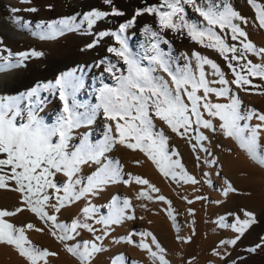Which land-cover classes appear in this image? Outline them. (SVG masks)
I'll return each instance as SVG.
<instances>
[{"label":"snow or ice","instance_id":"1","mask_svg":"<svg viewBox=\"0 0 264 264\" xmlns=\"http://www.w3.org/2000/svg\"><path fill=\"white\" fill-rule=\"evenodd\" d=\"M24 2L28 3L30 0ZM111 2L112 0H106V3ZM248 3L257 10L258 26L264 29V4H257L256 0H248ZM185 6L194 9L201 18L200 23L190 22L186 18ZM144 13L158 18L159 30L145 26L144 32L150 36L151 43L145 48L144 54L139 55L129 49L123 33L131 27L137 16ZM112 14L124 15L116 9H113ZM105 15L106 13L94 11L84 19L91 28ZM237 20L242 24L248 23L246 17L233 9L229 0H161L159 5L137 9L132 20L121 24L118 32L98 34L100 38L107 35L115 37L120 47H109L107 50L121 58L126 66L122 70L117 63L107 62L105 71L114 83L108 84L101 80V86L97 90L98 103H77L75 95L83 84L82 79L75 75V71L61 74L54 85L43 86L45 89L56 88L60 100L63 101L62 113L54 124L45 123L38 114L41 103L39 86L20 96L0 95V189L19 192L23 205L14 211L0 210V243L14 246L21 256L28 259L29 264H48V257L58 255L31 245L25 235V229L38 232H43L44 229L36 228L31 223L16 226L5 219L27 209L49 226L51 235L65 243L66 250L77 257L80 264H91L94 257L105 250L99 242L109 235L107 230L124 221L135 220L136 216L129 199L121 201L118 197H113L107 215H100V209L91 204L89 197L98 195L107 185H130L134 182L145 186L137 198L166 201L163 195H150L159 193V189L147 179L124 173L120 162L109 157L108 154L117 145L143 152L165 177L177 183H200L187 173L178 158L179 153L175 150L169 151L168 137L162 129H157L154 123L157 119L167 125L173 133L187 139L194 152L203 151L212 156L210 150L204 146L209 137L202 129H207L211 133H221L224 137L234 140L253 161L264 166V143L261 142L264 113L255 109L243 111L242 101L233 93L231 87L235 85L236 88L248 91L246 86L252 85L250 77L264 80V63L254 64L247 56L251 53L264 60V48H257L248 39V33L235 22ZM74 21L73 17L49 23L45 30L38 34L39 38L47 40L62 36L74 27H79ZM23 27L27 28L28 25ZM166 30L186 35L205 48L215 50L233 73V79H226L220 65L198 52L191 54V57L195 58V66L187 56L184 57V65L176 63L177 58L161 47V44L170 46V41L162 35ZM226 32L228 36L225 35ZM229 37L240 46L230 43ZM97 42L88 47H94ZM9 55L12 54L9 52ZM16 55L19 57L17 64H0V71L7 70V67L20 66L29 57H38L42 53L32 50ZM104 63L105 60L100 61L101 65ZM205 66L211 68V73L206 72ZM160 72L166 74L168 79L160 75ZM212 96L227 98L228 102H213ZM25 99L28 104L22 107ZM98 113H102L108 121L103 138L93 141L85 133L74 142V131L84 125H91ZM253 118L260 123L252 125L250 121ZM214 120L218 123H213ZM197 159L199 160V156ZM136 163L139 164V161ZM205 163L213 166L217 161L214 158L206 159ZM85 169L90 171L84 174ZM57 177L63 179L58 180ZM226 184L224 195L236 191L230 182L226 181ZM81 200L89 201L81 210L82 218H74L71 222L59 221L58 214L62 209ZM167 203L168 215L172 217L179 231V224L170 209L171 202ZM243 212L247 219L241 220L236 216L235 222L230 224H224L223 219L221 220L223 227H230L237 233V236L228 242L233 246L255 222L254 213L247 210ZM90 221L102 225V228L98 230ZM80 230H87L93 235V239L68 245L66 242L76 240ZM97 231L101 234L96 235ZM135 235L137 233L133 231L121 240L148 252L153 264H170L164 255L165 249L151 232L139 233L142 239L138 245L133 239ZM143 238H150V242H145ZM178 239L183 240V237ZM111 264L129 262L120 255L113 258Z\"/></svg>","mask_w":264,"mask_h":264},{"label":"rangeland","instance_id":"2","mask_svg":"<svg viewBox=\"0 0 264 264\" xmlns=\"http://www.w3.org/2000/svg\"><path fill=\"white\" fill-rule=\"evenodd\" d=\"M160 2L161 0H112L109 4L106 3V0H30L26 3L24 0H0V58H2L0 64L16 65L19 61V57L16 55L18 53L31 52L32 50L42 53L38 57H29L20 66L7 67V70L0 71V75L4 76L0 77V89L6 88L9 91L6 93L7 96H20L39 86L41 103L38 114L45 123L54 124L62 113L63 101L60 100L56 88L45 89L43 86L54 85L61 74L75 71V75L82 79L83 84L75 95L77 103L89 105L98 103L97 90L101 86V80L108 84L114 83L109 73L105 71L107 62L117 63L122 70L126 68L121 58L107 50L109 47H120L115 37L107 35L100 38L98 34L118 32L121 24L132 20L137 9L149 5H159ZM229 2L235 11L248 20L247 24H242L238 20L235 22L248 33V39L257 48H264V29L258 26L257 10L248 3V0H229ZM256 3L264 4V0H256ZM32 8H35L36 11H29ZM14 9L19 11H13ZM113 9L123 12L124 15L112 14ZM185 10L186 18L190 22H201V18L194 9L185 6ZM94 11H100L106 15L89 28L84 17ZM73 17L75 18L74 23L79 27H74L72 31L65 32L64 35L55 39L41 40L39 38L38 34L44 31L49 23ZM25 24L28 25L27 28L23 27ZM37 25H41V27H37ZM145 26L159 30L158 18L155 15L144 13L137 16L131 27L123 33L129 49L134 54L143 55L145 48L151 43L150 36L144 32ZM4 31H15L16 34L26 35L29 43L20 44L9 38L8 35H4ZM33 33H37V35ZM162 35L170 41V46L161 44V47L165 52H169L177 58L176 63L179 65L182 66L186 63L184 57L187 56L192 59V64L195 66V58H192L191 54L198 52L201 56L208 57L220 65L226 79L229 81L233 79V73L215 50L205 48L186 35L170 30L164 31ZM225 35L228 36V33L226 32ZM95 41L98 42L94 47H88ZM229 42L240 46L238 42L231 41L230 37ZM9 52L12 55H9ZM74 52L80 55L78 61L84 60L85 63L66 68L48 80L41 77L47 62L59 60L60 64L62 62L60 58ZM247 56L254 64L264 63L260 56L251 53H248ZM90 59L92 61H89ZM101 60H105L102 65L100 64ZM61 64L62 67L67 66L66 62ZM205 70L209 73L212 71L209 66H205ZM159 74L168 79L166 74L162 72ZM209 78L218 79V77ZM250 79H252V85L246 86L248 91L231 85L233 93L238 95L242 101L243 111L255 109L264 113V80L259 77H250ZM214 86L221 87V85ZM211 99L213 102H228L227 98L212 96ZM27 104L28 100L25 99L21 106L24 107ZM78 111L82 112L83 109H78ZM206 118L208 117L206 116ZM106 123L108 121L104 119L102 113H98L91 125H84L74 131V142L85 133L93 141L102 139ZM154 123L156 128L162 129L168 137L169 151L175 150L179 153L178 158L187 173L194 176L200 183L196 185L177 183L165 177L143 152L117 145L108 154L109 157L120 162L124 173L147 179L150 184L159 189V193H150V195L153 197L163 195L166 197V201L161 202L155 199L149 201L137 198L138 193L145 186L137 185L134 182L130 185L110 184L105 186L98 195L89 197L91 204L100 209V215H107L108 206L113 197H118L121 201L129 199L136 216L135 220L124 221L107 230L109 235L99 242L105 250L97 254L91 264H111L112 259L120 255H123L129 264H153V259L148 252L121 240L122 237H127L133 231L137 233L133 236L137 245L142 239L139 233L151 232L165 249L164 255L170 264H264V166L253 161L234 140L224 137L221 133L214 134L207 129H202L204 134L209 137L208 141L204 142V146L212 153V156H208L203 151L194 152L187 139L173 133L162 121L157 119ZM213 123H218V121L214 120ZM250 123L256 125L260 122L253 118ZM261 142L264 143V133L261 134ZM219 149L231 157L225 165L219 160L217 153ZM197 156H199V160ZM213 158L217 161L215 165L210 166L205 163L206 159ZM136 161H139V164ZM89 171V169H85L84 174ZM206 173L208 175H205ZM57 179L62 180L63 177H57ZM226 181L236 189L235 192H228L227 195H224V190L227 187ZM198 197H202V199H198ZM1 198L5 202V207H0V210L14 211L23 207L19 192L0 189ZM256 200L258 202L255 203ZM89 201L81 200L65 207L58 214L59 221L71 222L74 218H82L81 210L88 205ZM168 201L171 202L170 209L176 217V223L179 224V231H177L172 217L168 215ZM188 201H192V203H188ZM243 210L254 213L255 222L245 230L236 245L233 246L228 242L235 238L237 233L230 227H223L221 220L223 219L224 224H230L235 222L236 216H239L241 220L247 219ZM5 219L16 226L31 223L36 228L44 229L43 232L25 229V235L31 245L58 254L48 257V264H80L78 258L66 250L65 243L51 235L49 226L31 211L25 209L17 215ZM90 223H93L98 230L102 228V225L95 224L94 221H90ZM100 234V231H97L96 235ZM178 237H183V240ZM92 239L91 233L87 230H80V235L76 240L66 243L75 245L80 241ZM143 239L145 242H150V238ZM221 241L225 243L222 244ZM258 245L259 247H257ZM16 251L18 252L14 246L0 243V257L2 258L0 261H3V264L8 261L7 264H9V261L13 260L12 258L17 257L18 264H23L21 261L24 260V257ZM3 254L5 257H2ZM1 262L0 264H2Z\"/></svg>","mask_w":264,"mask_h":264},{"label":"bare ground","instance_id":"3","mask_svg":"<svg viewBox=\"0 0 264 264\" xmlns=\"http://www.w3.org/2000/svg\"><path fill=\"white\" fill-rule=\"evenodd\" d=\"M3 27V26H1ZM4 30H6L5 28H3ZM15 32V31H14ZM13 31H4L3 34L4 35H8L9 38H11L12 40L16 41V42H19L20 44H25L28 42V38L26 35H22L20 33H14ZM29 43V42H28ZM53 56V55H52ZM54 57V56H53ZM79 53H72V54H67V55H64V57L60 58V60L62 62H66V65L67 66H60L62 65L60 62L59 64V60H55L54 62H47V66H46V69L43 70V74L41 77H43V79H51L53 78L55 75H57L58 72L62 71V70H65L66 68H69L71 66H74V65H78L79 63H85L84 60H82L81 62H79ZM89 61H92L91 59ZM46 64V63H45ZM65 65V64H64ZM0 77H4L2 75H0ZM56 78V77H55ZM18 79V78H17ZM9 92L7 91V89H0V95H6V93ZM223 151L221 149L218 150V157L220 158L219 160L222 162L223 165L227 164L229 161H230V156L229 155H226L224 152L222 153ZM259 200V199H258ZM254 201V200H253ZM258 202L257 200L255 201V203ZM0 207H5V202L3 201V199L1 198L0 199ZM5 245V244H4ZM8 245V244H7ZM12 246V245H11ZM10 247V246H9ZM6 250V249H5ZM17 252V251H16ZM19 254V252H17ZM2 257H5V255L3 254ZM21 257V256H20ZM1 258V257H0ZM2 259V258H1ZM13 259V260H12ZM11 262L9 261V264H18L17 262V257H14L12 258ZM10 260V258H9ZM1 262V261H0ZM3 264V261L1 262ZM5 263V262H4ZM8 263V261H7ZM5 263V264H7ZM21 263L23 264H29V261L26 257H24V260L21 261Z\"/></svg>","mask_w":264,"mask_h":264}]
</instances>
